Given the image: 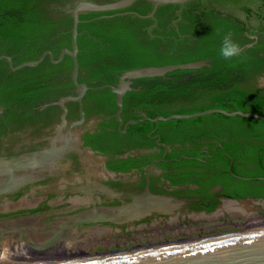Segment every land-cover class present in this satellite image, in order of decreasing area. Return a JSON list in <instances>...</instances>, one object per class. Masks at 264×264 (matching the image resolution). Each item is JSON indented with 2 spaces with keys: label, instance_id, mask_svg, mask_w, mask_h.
<instances>
[{
  "label": "trees",
  "instance_id": "16d2710c",
  "mask_svg": "<svg viewBox=\"0 0 264 264\" xmlns=\"http://www.w3.org/2000/svg\"><path fill=\"white\" fill-rule=\"evenodd\" d=\"M61 1L69 0H0V56H9L14 65H19L39 59L46 51L57 59L64 48L71 49L72 15L65 11L54 15L55 10H49L51 3ZM259 3L264 2L191 0L183 5L159 6L154 18H148L154 3L138 0L125 10L82 13L78 36L79 83L95 88L87 95L95 103L92 109L95 113H112L103 120V129L119 126L116 97L105 86L116 85L122 73L197 61H208L210 66L134 80L133 87L138 91L124 97V122L211 109L264 116V87L260 85L264 77V37L260 35L252 48H243L253 41L240 19ZM127 11L134 13L121 14ZM229 33L242 51L239 57L225 60L219 49L224 35ZM72 71L73 60L69 56L57 65L47 56L39 66L17 72H12L5 60L0 61V104L11 117L21 119L35 114L38 110H32L33 107L50 103L53 97L69 95L65 91L73 88L74 83L64 79L71 78ZM56 81L62 86H57ZM137 110L145 115H139L142 113ZM158 125L161 134L168 132L164 141L173 148L186 142L197 150L200 146L209 147L213 154L209 163L211 174H207L204 185L197 179L200 192L220 184L232 199H264V181L256 179L264 178V121L213 114ZM155 126L146 121L129 126V130L150 132ZM123 138L118 134L112 140ZM129 163L122 165L121 170H129ZM202 164L199 160L184 159L174 166L196 172ZM230 168L235 175L254 180L232 177Z\"/></svg>",
  "mask_w": 264,
  "mask_h": 264
},
{
  "label": "flooded vegetation",
  "instance_id": "af4514ba",
  "mask_svg": "<svg viewBox=\"0 0 264 264\" xmlns=\"http://www.w3.org/2000/svg\"><path fill=\"white\" fill-rule=\"evenodd\" d=\"M81 1L51 3L49 10H55L54 15H61L63 11L68 14L67 10ZM116 1L118 0H100L97 4ZM262 4L259 3L240 17L247 27L246 34L257 37V41L249 38L253 41L249 44L253 46L258 43L260 35L264 37V3ZM132 13L134 12L127 11L121 14ZM70 79L72 80V77L64 81L68 82ZM56 85L62 86L60 81ZM65 92L69 94L68 96L77 95L75 85ZM87 95L88 92L82 102L66 103L67 124L63 128V135L71 134L74 141L60 161L55 164L54 169L44 172L38 181L7 194H0V259L7 256L4 234L13 232L18 225H32V229L37 232L36 235L30 232L33 239L48 242L56 237L55 230L58 225L69 221V218L95 209L102 211L132 203L134 198L144 194L147 186L153 196L166 195L184 200L185 203L173 214L152 212L134 221L79 224L76 229H67L61 236L56 237L59 242L55 246L44 249L30 247L17 240H13L7 247L13 250L12 253L16 257L23 260L53 262L239 232L234 230L223 233L221 230L223 228L244 230L245 227L242 226L246 222L244 217H248L253 222L258 217L264 218V205L259 202L254 208L256 210L262 208L263 211L250 214L251 216L249 214H246L249 216H241L240 213L225 210L217 221L195 220L194 214L215 213L224 205L223 199H232L220 184L206 189L203 193L200 192L201 186L197 183V179H201L204 185L207 174H211L209 163L213 154H210L209 147L200 146L197 150L191 143L186 142L183 146L176 144L173 148L164 141L169 135L166 131L161 134L158 130L159 125L150 132L130 131L128 127L125 134L119 132V126L117 129H103V120L109 118L112 113L108 115L95 113L92 110L95 103L89 101ZM61 98L62 95L53 97L50 103L57 102ZM45 104L33 107L32 110H38L37 113L21 119L16 116L11 117L3 107V113L0 114V159L11 160L51 148L52 139L57 135L61 124L63 111L59 106H50L41 110ZM137 112L142 113L139 115H145L139 110ZM81 119H84L82 124L74 125ZM116 130L124 138L114 142L113 136L118 135L115 134ZM193 153L197 154L196 157L191 155ZM184 159L199 160L203 164L199 165L201 168L196 172L174 166V163ZM127 162L131 165L130 169L121 170L122 165H126ZM153 165L155 167L151 169L147 178L148 170ZM214 167L218 169L217 166ZM231 168L229 173L232 172ZM173 179L179 182L174 183ZM186 179L193 180L187 182L184 181ZM248 198L254 197L244 199ZM212 231L214 232L211 233ZM31 236L29 237L32 239ZM18 244L25 246L21 252L18 251Z\"/></svg>",
  "mask_w": 264,
  "mask_h": 264
},
{
  "label": "water",
  "instance_id": "95a60500",
  "mask_svg": "<svg viewBox=\"0 0 264 264\" xmlns=\"http://www.w3.org/2000/svg\"><path fill=\"white\" fill-rule=\"evenodd\" d=\"M137 0H118L112 3L97 4L94 2L81 1L77 3L72 9L67 11L72 15L73 26L71 30V49L64 48L57 59L51 51L44 52L39 59L35 61H28L19 65H14L13 59L9 56H0V61L5 60L12 72H17L23 68H35L45 61L48 56L51 63L57 65L61 63L66 56L73 60L72 80L75 85L77 95L66 96L57 102L45 104L41 110L50 106H59L63 115L61 116V124L58 127L57 135L52 139L50 149H45L36 153L26 154L11 160L0 159V194H7L10 191L22 187L26 184L33 183L41 179L44 172L54 169L55 164L60 161L65 151L71 147L73 137L71 134L63 135V128L67 124L66 103L82 102V99L89 90H95L94 87H89L86 83H79V61H78V36L80 15L82 13H100L111 12L127 9L132 6ZM154 3L153 11L146 17L154 18V15L159 6L162 5H183L191 0H147ZM139 16V15H138ZM142 17V16H141ZM250 39L257 37L249 36ZM257 43V42H256ZM253 45L249 44L243 48H251ZM210 66L208 61H197L193 63L166 65V66H149L142 67L122 73L119 80L114 86L109 87L111 93L115 95V102L118 108L116 113L117 121L119 122V132L125 134L129 126L144 123L146 121L156 124L160 122H169L171 120H189L209 116L213 114H222L227 117H243L253 118L264 121V116L256 113H244L242 111L227 112L221 109H211L203 112L192 114H174L168 117L158 116L156 118L144 117L139 120H130L125 123L121 117L123 112L124 97L128 92L138 91L132 88L133 81L143 78L165 77L168 73L177 70L188 71L198 70L203 67ZM188 79V77L183 80ZM260 85L264 87V77L260 79ZM3 113V107L0 104V114ZM84 119L74 123V125L82 124ZM122 127H124L122 129ZM232 162V161H231ZM151 166L147 173L149 177ZM232 176H235L230 172ZM243 180H254L249 178L237 177ZM264 181V178H256ZM148 180V179H147ZM219 211L213 213L194 214L193 218L200 221L213 222L219 220L220 214L225 211H233L240 213L241 216L246 214H255L262 212V208L256 210L254 207L259 202L264 205V200H255L248 198L244 200L238 199H223ZM184 200L176 199L166 195L153 196L147 186L142 196L134 198L132 203L122 205L116 208H108L102 211L95 209L87 213H82L69 218L67 222H62L55 230V236L61 234L67 229L77 228L79 224H91L96 222H110L120 223L126 221L140 220L144 216L152 212L158 214H173L175 210L180 209L184 205ZM246 215V216H249ZM251 216V215H250ZM246 222L242 224L245 229L243 231L218 234L215 236L206 237L199 240H191L186 242L169 243L164 245L137 248L131 251L116 252L110 254H98L87 256L85 258L61 259L56 261L42 262L40 260H23L16 257L7 246L13 240L22 242L30 247L37 249H44L55 246L59 241L53 237L48 242H40V240L33 239L30 232L36 235V230L32 229V225L22 224L4 234V246L6 250V260L2 264H264V218L258 217L254 222L248 217H244ZM249 219V220H248ZM72 222V224H70ZM28 233V234H27ZM31 236L32 239L29 237Z\"/></svg>",
  "mask_w": 264,
  "mask_h": 264
},
{
  "label": "clouds",
  "instance_id": "9594fccd",
  "mask_svg": "<svg viewBox=\"0 0 264 264\" xmlns=\"http://www.w3.org/2000/svg\"><path fill=\"white\" fill-rule=\"evenodd\" d=\"M241 51L242 49L240 45L234 42L230 33L224 35L219 49L221 57H223L225 60H231L234 57H239Z\"/></svg>",
  "mask_w": 264,
  "mask_h": 264
},
{
  "label": "rangeland",
  "instance_id": "374dc122",
  "mask_svg": "<svg viewBox=\"0 0 264 264\" xmlns=\"http://www.w3.org/2000/svg\"><path fill=\"white\" fill-rule=\"evenodd\" d=\"M234 230H243L242 228H237V229H234V228H223L221 231L224 233V232H230V231H234ZM214 231H212L211 233H213ZM208 233H210V231H208Z\"/></svg>",
  "mask_w": 264,
  "mask_h": 264
},
{
  "label": "bare ground",
  "instance_id": "6f19581e",
  "mask_svg": "<svg viewBox=\"0 0 264 264\" xmlns=\"http://www.w3.org/2000/svg\"><path fill=\"white\" fill-rule=\"evenodd\" d=\"M24 244H18L17 246H19L18 247V251H20L21 252V250H22V248H24L25 246H23ZM22 254V253H21ZM7 258V257H6ZM6 258H1L0 259V264H2V263H4L5 262V260H6Z\"/></svg>",
  "mask_w": 264,
  "mask_h": 264
}]
</instances>
